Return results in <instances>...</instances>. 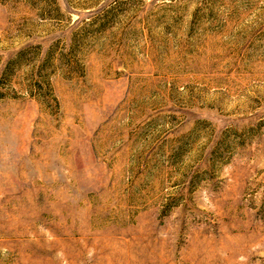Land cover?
<instances>
[{"label":"rangeland","instance_id":"obj_1","mask_svg":"<svg viewBox=\"0 0 264 264\" xmlns=\"http://www.w3.org/2000/svg\"><path fill=\"white\" fill-rule=\"evenodd\" d=\"M0 264H264V0H0Z\"/></svg>","mask_w":264,"mask_h":264}]
</instances>
